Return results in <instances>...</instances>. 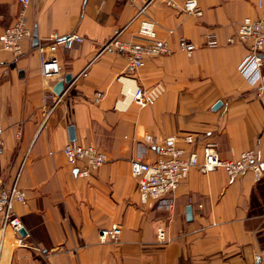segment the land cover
Returning a JSON list of instances; mask_svg holds the SVG:
<instances>
[{
	"label": "crops",
	"instance_id": "obj_1",
	"mask_svg": "<svg viewBox=\"0 0 264 264\" xmlns=\"http://www.w3.org/2000/svg\"><path fill=\"white\" fill-rule=\"evenodd\" d=\"M143 2L30 0L32 38L20 55L0 51V176L9 185L18 173L25 194L14 205L25 244L0 229V264H264V176L228 184L222 169L193 167L174 192L142 203L130 172L132 159L153 161L166 136L199 153L212 141L222 158L249 149L264 158V51L261 76L251 78L239 69L248 44L226 42L244 17L257 16L256 0H198L199 17L153 0L146 13L171 53L148 58L128 75L126 58L102 45L120 28L123 39H136L132 19ZM19 9L17 0H0V31ZM208 35L219 44L205 45ZM179 37L195 44L190 54L179 49ZM51 58L56 72L44 77L42 59ZM65 74L71 81L55 94ZM136 85L163 90L153 104L138 107L130 97ZM187 135L192 142L183 140ZM67 142L93 144L107 162L79 176L62 152ZM114 224L118 240L100 241L98 231ZM157 226L166 241L157 240Z\"/></svg>",
	"mask_w": 264,
	"mask_h": 264
},
{
	"label": "built area",
	"instance_id": "obj_2",
	"mask_svg": "<svg viewBox=\"0 0 264 264\" xmlns=\"http://www.w3.org/2000/svg\"><path fill=\"white\" fill-rule=\"evenodd\" d=\"M20 9L13 23L0 31V51H8L14 55L22 53V43L26 39L32 38V32L27 22L26 10L30 0H17ZM153 0H144L136 7V12L132 20H138V29L135 40H125L121 37L124 28L116 29L108 40L102 45V49L111 47L116 53L126 58L125 74H132L144 65L148 58L157 57L171 53V49L166 40L159 38L156 33V21L146 13V7ZM167 6L178 9L181 12L201 16L202 9L198 0H183L181 4L178 0H160ZM255 8L257 16L255 18L244 17L236 29L235 36L226 39L228 44L235 42L248 44V54L239 65L243 74L251 76H261L262 53L264 51V0H256ZM171 32V30H169ZM50 40L81 41L82 38L76 34L66 35L58 39L56 34H50ZM218 40L214 35H208L205 45L217 46ZM178 47L186 54H190L195 44L185 37L178 38ZM56 72L55 59L43 60L41 62L40 73L46 77L50 73ZM163 88L160 85L145 88L136 85L131 91V102L138 107H145L155 102L161 94ZM102 92L94 93V100L99 101ZM58 99L54 100L56 103ZM264 104V99H263ZM21 132L20 128L17 135ZM145 139L153 143L150 135H145ZM183 140L190 143L191 135L183 137ZM2 144V130L0 128V145ZM63 154L67 162L76 168L77 174L82 177L88 176L92 171L98 169L107 162L105 152L99 150L93 144H78L67 142L63 149ZM157 156L153 161H144L135 158L130 161V172L138 184L139 199L142 203H151L163 199L174 192L179 184L186 178L193 167H197L204 172L222 169L224 170L228 184L236 179L250 174L257 182L264 176V158L258 156L255 150L249 149L241 151L233 158H222L214 142H207L201 152L187 150L177 145L175 136H166L156 144ZM17 173L9 185H4L0 176V229H11L16 234L17 245H24V236L20 234L23 224L14 212L15 203L25 201V194L18 185ZM121 228L118 225H111L101 228L98 231L100 241L111 240L116 242L120 236ZM156 238L159 241H166L168 236L162 226L155 229ZM264 263V260H263Z\"/></svg>",
	"mask_w": 264,
	"mask_h": 264
},
{
	"label": "water",
	"instance_id": "obj_3",
	"mask_svg": "<svg viewBox=\"0 0 264 264\" xmlns=\"http://www.w3.org/2000/svg\"><path fill=\"white\" fill-rule=\"evenodd\" d=\"M33 35H35V33H33ZM34 37H35V36H34ZM34 41H36L35 38H34ZM71 79H72V76H71L70 74H65V76L63 77V79L59 80L58 82H56V83L54 84V86H53V92H54L55 94H58V95H59V94L62 92L63 85H64L65 83H69V82L71 81ZM263 83H264V77H263ZM219 105H220V101H217V102L214 104L213 108L216 109ZM68 133H69V139H70V141H74L75 136H74V130H73V127H72V126H70V127L68 128ZM189 215H190V208L188 207V208H187V216L189 217ZM19 232H20V234H22V235L25 233V231H24L23 228L20 229Z\"/></svg>",
	"mask_w": 264,
	"mask_h": 264
},
{
	"label": "rangeland",
	"instance_id": "obj_4",
	"mask_svg": "<svg viewBox=\"0 0 264 264\" xmlns=\"http://www.w3.org/2000/svg\"><path fill=\"white\" fill-rule=\"evenodd\" d=\"M261 239H262V241H264V233L262 234Z\"/></svg>",
	"mask_w": 264,
	"mask_h": 264
}]
</instances>
